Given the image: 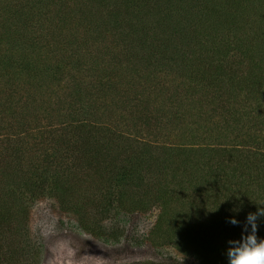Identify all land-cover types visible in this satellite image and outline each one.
I'll list each match as a JSON object with an SVG mask.
<instances>
[{
	"label": "trees",
	"instance_id": "1",
	"mask_svg": "<svg viewBox=\"0 0 264 264\" xmlns=\"http://www.w3.org/2000/svg\"><path fill=\"white\" fill-rule=\"evenodd\" d=\"M0 86V264L41 197L86 230L158 206L200 264L264 208V0H0Z\"/></svg>",
	"mask_w": 264,
	"mask_h": 264
},
{
	"label": "rangeland",
	"instance_id": "2",
	"mask_svg": "<svg viewBox=\"0 0 264 264\" xmlns=\"http://www.w3.org/2000/svg\"><path fill=\"white\" fill-rule=\"evenodd\" d=\"M55 27L58 32H64L61 25L45 22L46 33H53ZM66 29H70L69 25ZM76 31L81 34L82 27ZM47 40L45 38V42ZM102 50L108 52L106 49ZM113 50L116 54L122 51L119 48ZM126 51L129 52L130 49ZM166 58H173L172 61L177 62L175 56L166 55ZM121 59L123 60V56ZM121 67L115 66V69ZM158 81H161V76H158ZM2 89L0 86L1 92ZM88 211L86 221L91 223V227L86 230L76 215L62 211L54 199L41 197L36 200L28 210L26 223L31 253L25 259L17 256V262L20 260L22 264L25 260V264H200L187 250L179 251L173 246H177V240L173 241V245L168 243L173 238V233H178L173 230L177 228L176 223H164L160 231L155 233L156 221L160 214L158 206H153L146 212H121L116 216L101 218ZM165 236L167 240L161 239Z\"/></svg>",
	"mask_w": 264,
	"mask_h": 264
},
{
	"label": "clouds",
	"instance_id": "3",
	"mask_svg": "<svg viewBox=\"0 0 264 264\" xmlns=\"http://www.w3.org/2000/svg\"><path fill=\"white\" fill-rule=\"evenodd\" d=\"M260 217H264V208H258L257 212L249 213L241 238L228 242L230 245L227 249L229 264H264V239L257 237V220ZM229 222L233 225L239 224L235 218L230 219Z\"/></svg>",
	"mask_w": 264,
	"mask_h": 264
}]
</instances>
